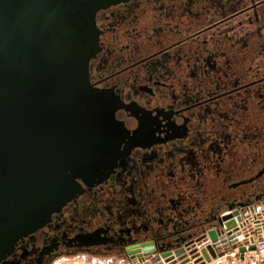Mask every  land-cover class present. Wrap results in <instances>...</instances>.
Wrapping results in <instances>:
<instances>
[{"label":"flooded vegetation","instance_id":"1","mask_svg":"<svg viewBox=\"0 0 264 264\" xmlns=\"http://www.w3.org/2000/svg\"><path fill=\"white\" fill-rule=\"evenodd\" d=\"M95 22L89 80L118 99L126 133L116 165L79 179L83 191L0 264L143 262L126 249L146 242L196 253L264 199V0H126Z\"/></svg>","mask_w":264,"mask_h":264},{"label":"water","instance_id":"2","mask_svg":"<svg viewBox=\"0 0 264 264\" xmlns=\"http://www.w3.org/2000/svg\"><path fill=\"white\" fill-rule=\"evenodd\" d=\"M123 1L0 0V263L83 191L79 179L99 182L116 165L126 134L118 99L91 85L89 61L100 49L97 11ZM200 252L209 261L215 248ZM186 253L126 249L155 264Z\"/></svg>","mask_w":264,"mask_h":264},{"label":"built area","instance_id":"3","mask_svg":"<svg viewBox=\"0 0 264 264\" xmlns=\"http://www.w3.org/2000/svg\"><path fill=\"white\" fill-rule=\"evenodd\" d=\"M228 221L232 223L226 226ZM205 243L215 248V255H209V261L198 251L199 260L187 252L190 261L182 263L184 259L176 258L173 264H264V199L242 208L220 226L216 242H211L207 235Z\"/></svg>","mask_w":264,"mask_h":264},{"label":"rangeland","instance_id":"4","mask_svg":"<svg viewBox=\"0 0 264 264\" xmlns=\"http://www.w3.org/2000/svg\"><path fill=\"white\" fill-rule=\"evenodd\" d=\"M112 259L114 263L117 261H120L116 258H93L92 260L89 259H84L83 257H76L74 259H63L62 261L58 262L57 264H93L94 262L96 263H108L110 262L109 260ZM108 261V262H107ZM116 261V262H115ZM121 262V261H120ZM123 264H126L125 262H122Z\"/></svg>","mask_w":264,"mask_h":264},{"label":"crops","instance_id":"5","mask_svg":"<svg viewBox=\"0 0 264 264\" xmlns=\"http://www.w3.org/2000/svg\"><path fill=\"white\" fill-rule=\"evenodd\" d=\"M108 260V259H107ZM110 262H108V263H106V264H123L122 262H120V261H115L116 263H114V261L112 260V259H110L109 260ZM134 263V262H133ZM88 264V263H87ZM93 264H105V263H96V262H94ZM126 264H132L131 262H128V263H126Z\"/></svg>","mask_w":264,"mask_h":264},{"label":"bare ground","instance_id":"6","mask_svg":"<svg viewBox=\"0 0 264 264\" xmlns=\"http://www.w3.org/2000/svg\"><path fill=\"white\" fill-rule=\"evenodd\" d=\"M95 258H96V257H95ZM99 259H100V258H99ZM107 259H108V257H107ZM177 259H178V258H177ZM189 260H190V259H189ZM144 261L146 262V261H148V259H147V260H144Z\"/></svg>","mask_w":264,"mask_h":264}]
</instances>
